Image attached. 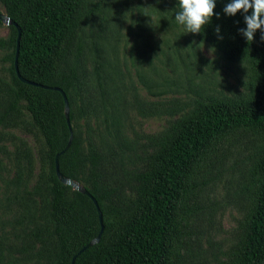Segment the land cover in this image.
I'll return each mask as SVG.
<instances>
[{
	"label": "rangeland",
	"instance_id": "obj_1",
	"mask_svg": "<svg viewBox=\"0 0 264 264\" xmlns=\"http://www.w3.org/2000/svg\"><path fill=\"white\" fill-rule=\"evenodd\" d=\"M74 22L54 62L77 71L75 128L83 154L99 155L98 185L114 191L107 208L121 220L136 198V176L149 170L171 125L197 102L255 101V65L227 62L188 35L174 0H79ZM7 34L1 23L0 39ZM9 53L0 48V264H55L48 151L26 104L10 107ZM263 145L264 133L239 129L198 158L178 204L169 264L239 263L254 200L248 173ZM87 175L85 168L76 185L89 188Z\"/></svg>",
	"mask_w": 264,
	"mask_h": 264
},
{
	"label": "trees",
	"instance_id": "obj_2",
	"mask_svg": "<svg viewBox=\"0 0 264 264\" xmlns=\"http://www.w3.org/2000/svg\"><path fill=\"white\" fill-rule=\"evenodd\" d=\"M230 0H215L214 15L200 33H187L200 43L214 48L221 58L235 63L252 59L256 73V97L252 103L212 100L195 103L188 115L169 128L148 171L136 176L139 183L136 198L126 209V217L113 220L107 203L113 190L98 184L96 153L83 154L82 140L75 128L73 107L80 98V81L74 67L57 69L54 57L63 40L75 27L74 16L79 0H0L5 15L20 29L17 71L20 78L46 87H57L66 95L72 139L66 151L59 154L69 139L64 103L57 91L21 82L14 68L17 30L8 26L0 39V48L10 50L12 102L26 104L48 151L50 195L49 217L56 239L55 264H169L175 235L177 208L186 181L198 158L221 135L239 129L264 133V40L257 30L252 42L241 34L246 28L244 15L228 16L223 9ZM178 0H174L175 14ZM1 24V22H0ZM180 25V24H179ZM186 32L185 28L180 25ZM219 27V33L216 32ZM101 55L94 50V73L101 87ZM62 176L79 181L87 168L90 195L102 215L100 240L76 255L100 230L92 201L68 185L61 184L54 169ZM254 200L245 238L239 248L238 264H262L264 258V145L248 173Z\"/></svg>",
	"mask_w": 264,
	"mask_h": 264
},
{
	"label": "clouds",
	"instance_id": "obj_3",
	"mask_svg": "<svg viewBox=\"0 0 264 264\" xmlns=\"http://www.w3.org/2000/svg\"><path fill=\"white\" fill-rule=\"evenodd\" d=\"M179 11L175 14V21L182 25L186 33H200L203 27L210 23L213 17L215 0H178ZM244 15L245 29H241V34L248 41L252 42L257 30L262 33L264 40V0H230L223 9L228 16H234L238 12L248 13ZM220 29L217 27L216 32Z\"/></svg>",
	"mask_w": 264,
	"mask_h": 264
},
{
	"label": "water",
	"instance_id": "obj_4",
	"mask_svg": "<svg viewBox=\"0 0 264 264\" xmlns=\"http://www.w3.org/2000/svg\"><path fill=\"white\" fill-rule=\"evenodd\" d=\"M0 22L4 25H6L7 27L8 26H13L16 28L17 30V38H16V49H15V55H14V68H15V72H16V75L17 77L19 78V80L21 82H24L26 84H30V85H36V86H39V87H42L44 89H50V90H54V91H57L61 94L62 98H63V103H64V116H65V120H66V124H67V127L69 129V139H68V142L66 144V146L64 147V149L59 153V154H62L64 151H66L71 143V139H72V132H71V125H70V122H69V106H68V101H67V98H66V95L62 92L61 89L57 88V87H46V86H41V85H38V84H35V83H31V82H28L22 78H20L19 74H18V71H17V56H18V43H19V38H20V29L19 27L12 21L10 20L7 15H5L4 13H0ZM59 154H57L54 158V169H55V175L58 179V181L63 184V185H68L70 187H72L75 191H78L79 193L87 196L91 201L92 203L94 204L95 208H96V211H97V214H98V218H99V222H100V230L98 232V234L96 235V237L90 241L89 243H87L84 247H82L78 253L76 255H79L81 254L83 251H85L86 249L90 248L91 246H93L94 244H97L100 240V237H101V234H102V231H103V225H102V215H101V211L97 205V202L96 200L90 195V193L87 191L86 188L84 187H80V186H77L76 183L73 181V180H70V179H67L66 177L62 176L59 172V169H58V157H59ZM75 259V256L72 258L71 260V264H73V261Z\"/></svg>",
	"mask_w": 264,
	"mask_h": 264
}]
</instances>
